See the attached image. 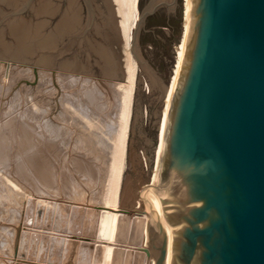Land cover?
<instances>
[{
	"label": "bare ground",
	"instance_id": "obj_1",
	"mask_svg": "<svg viewBox=\"0 0 264 264\" xmlns=\"http://www.w3.org/2000/svg\"><path fill=\"white\" fill-rule=\"evenodd\" d=\"M29 1L30 0H25L24 2L23 0H7V4H9L11 7H14L16 5L18 6L19 4H21L22 6L24 5L23 7H25V5H28L27 2ZM31 1L33 2V0ZM68 2L70 6L68 8V11H66L63 18L60 17L62 18V20H60L61 21L60 24L57 25L56 27L54 26L55 27L54 32L52 31L49 35L42 34V27L44 25L43 22L41 21H38V23L36 24L34 23L36 26L32 23H29L28 21L25 20V18L22 17H21L22 18L21 22L19 20H12L11 22H9L7 27H9L11 30L16 31V33L19 34L20 37L19 50L26 54H30L36 49H42L48 46L50 47L51 45L57 46L58 45L57 43H59L61 40L63 41L64 39V38L60 39L61 36L60 33L62 32L66 34L74 33L75 35H77V38L79 37V35H82L83 33L84 36L85 33L88 34L87 31L84 32V29L86 27L90 28L91 26H84L83 24L81 26L79 25L81 21L79 22L78 19V15L80 14L79 13L80 10L78 8L79 7L78 0H68ZM191 2L192 0H183V29H182V37H181V46L177 49L176 62L170 84L164 90L162 110L158 121L157 143L152 161V178L146 190L143 191L141 198L139 200L134 199L133 209L131 212L125 213L122 210V201L124 194L123 186H124L125 170L127 167L129 132L133 117L137 76L139 73V64H138L139 60L137 59L138 60L137 61L135 58L136 53L135 55H133L132 52V48H133L132 43L134 42L133 30L135 26H137L139 20V12L137 5L138 0H111L112 6L114 8L113 13H115V16L117 18V20L116 18H114V21H117L118 23L117 25L119 30L118 36H120V39H116V40L118 41L122 40V43L121 42L119 43L123 44L122 45L123 53H124V61L122 62L123 81L120 82L118 80L120 83H116L113 85V83L109 81L100 80L104 78L93 79L85 75H79V76L76 75L74 77H70V79H68V81L70 80V82L65 85V87H69L71 86V84L76 83L80 87L77 94H70L69 96H67L68 94H66L67 97L66 100L62 101L64 110L67 113L62 118H64L66 122H69V124H77L82 129H84V133L83 134L81 133L82 135H79L75 140L74 150L81 152L83 150L87 151L90 155L93 156V158L96 156L95 161H93L92 163H90V161L87 162L86 160L81 159L79 157V153L77 152L74 153L72 156L70 154L66 158H59L58 155L59 153L56 150H54L55 148L54 144H56L57 142L53 143L52 141H50V139L49 140L46 139L45 138L46 136H44L42 132L40 133L36 131L37 128L36 129L33 128V125H31L28 122V118L27 119L23 118L21 119V121H18V117H17V119L14 122L15 128L13 130V125H12L13 120L12 119L10 120V117L9 119L4 120L6 118L4 116L5 111L2 108L4 105L3 103H0V213H4V215L6 213L9 216V222L4 221L2 223V221H0V264H62L63 261L59 258L58 260L51 261L50 255L53 254L51 253L53 251L54 252L61 251L62 249L61 245L63 247L65 241L68 242L70 238L76 239L78 241L76 260L74 264H116L117 253L119 249L125 251L126 254H128V251L135 252V254L139 253L141 260L139 264L156 263V257L150 246V217L152 216V214L159 205L161 191L157 189V185L159 181L162 159L165 149L169 115L172 108L173 99L178 87V81L185 56L186 42L189 35L190 21H191ZM48 6H49L48 2H44L43 5L40 4L38 6L39 14L40 15L45 13L47 14L48 12L49 14L56 13L54 7H48ZM110 7L108 8V10L110 9ZM15 8H13V13ZM18 8H16L17 11ZM18 12L16 14H18ZM87 13L89 12L87 11ZM16 14L12 16H15ZM8 30L9 29H7V31ZM94 30L97 29L95 28ZM118 30L116 32H118ZM97 33L99 34L100 32ZM115 35L116 34H114V37ZM80 38L77 39L78 42ZM107 39L109 40V38ZM96 42L95 43L91 42L90 48H92L97 53V56L99 55V57H101L104 60L105 64L107 63L109 69H112L114 64L112 66L111 60L114 59H111L112 57L109 56L110 54L108 55V53L104 51V48L102 47L103 43L102 45L99 43H98L99 45H97ZM102 42L105 41L103 40ZM110 42L112 43L111 38H110ZM77 48L80 50L79 47ZM37 53L39 52L37 51ZM52 53L54 54V52ZM88 53H86V56H88L87 55ZM48 55L38 58V61L33 66H29V64H28L29 67L26 66L25 64H23L24 67L22 66L23 73L24 72L28 73L29 77L31 79H35L38 85L39 83L41 82L43 83L44 81L46 82L54 81L55 71H53L54 69L48 68L52 64L51 57H49ZM35 56L37 57V54H35ZM121 56L122 55H120V57ZM4 58H8V57L4 56ZM10 62L0 61V63L2 64L1 66H3V72L5 76L3 77V81L7 80L10 71H12L11 64L13 62L12 63ZM76 62L78 63V61ZM21 64L22 63H20V65ZM84 66L85 65H83V67ZM62 69L64 70V68ZM120 69L121 68L119 66V70ZM112 72H114V69ZM20 76L22 77L21 74ZM62 76L68 77L67 74H62ZM4 84H2V87L5 86ZM55 92L57 91L55 90ZM111 93L112 94L114 93V95L116 96V101H117L116 111H114L115 112L114 120L111 121L106 120L107 121L106 123L104 120L103 121L99 120V117L97 115L98 112H96V110L99 109V106H96L95 102L99 100L101 96L103 97V94H105V97H108L109 100L111 101L112 100ZM59 95L60 93L58 94V96ZM20 99L22 100L23 98ZM93 107H95V109ZM20 112H22V110ZM43 112H45V110H43ZM113 116L114 115H112L111 117ZM42 117H45V115ZM35 118H37V116L32 115L31 118H29V120L35 121ZM39 126L41 128V125ZM70 127L73 128L72 126ZM47 129L49 130V128ZM57 130H58V125H57ZM74 135L72 137H74ZM67 153L69 154L68 151ZM101 155L104 156V159L100 158ZM38 210H40L41 213L38 214ZM157 214H159L161 218L158 217L157 215L155 216V218L160 222V225L165 228V230H162L164 232V235L169 236L172 239L167 242V251H166V258L164 264H172L173 247H174V231L169 228L164 212L162 210H159L157 211ZM125 216L128 217V219L130 218L129 223L127 225L128 226L127 229L129 232L132 231L134 222L136 220L141 221V225H140L141 227L139 232L140 234L139 245H131L129 243L119 242L118 235H119L120 223ZM46 223L49 224V227H46ZM76 223H79V225L82 227V230L84 232L81 235H73L70 233L66 234L67 233L66 229L70 225ZM18 225H21V231L19 236L17 255L15 256L13 254V244L16 235L15 228ZM64 232H65V238H62L61 242L59 241L60 240L59 238H58L59 240H56L58 235L62 236ZM43 245L45 247L46 245L48 246L47 250H44L45 247L44 249H42ZM145 250L148 253H146ZM45 251L47 254L51 253L49 254L50 258L45 257L50 259V261L47 259L46 261L43 259L41 260V258H39L41 253ZM47 254L45 256H47ZM133 264H137L135 258L133 260Z\"/></svg>",
	"mask_w": 264,
	"mask_h": 264
},
{
	"label": "water",
	"instance_id": "obj_2",
	"mask_svg": "<svg viewBox=\"0 0 264 264\" xmlns=\"http://www.w3.org/2000/svg\"><path fill=\"white\" fill-rule=\"evenodd\" d=\"M157 189L155 264L159 210L172 264H264V0H192Z\"/></svg>",
	"mask_w": 264,
	"mask_h": 264
},
{
	"label": "rangeland",
	"instance_id": "obj_3",
	"mask_svg": "<svg viewBox=\"0 0 264 264\" xmlns=\"http://www.w3.org/2000/svg\"><path fill=\"white\" fill-rule=\"evenodd\" d=\"M5 1L0 0V16H1L0 17V51H1L0 52V61H4V62L5 61L10 62L11 61L10 63L13 62L14 64L13 63L11 64V70L12 71H10V74L7 77V80L3 81V77H5V76H4V72H3V66H1L2 64L0 63V66H1L0 67L1 68L0 69V94H2V95H0V98H1L0 103H3V105H4L2 107L5 111L4 116L6 117L4 120L9 119V117H10V120L11 119L13 120L12 125H13V130H14V128H15L14 122L17 119V117H18V121H21V119H23V118H25V119L28 118V122L31 125H33V128H35V129L37 128L36 131H38L40 133L42 132V134L44 136H46L45 138L48 140L50 139V141H52L53 143L57 142L56 144H54L55 145L54 150H56L59 153L58 154L59 158H66L68 155L71 154V156H72L74 153L77 152V153H79V157L81 159H84L87 162L90 161V163H92L93 161H95L96 156L93 158V156L90 155L87 151L83 150L81 152V151L74 150L75 149V147H74L75 146V140L79 135H82L84 133V129H82L77 124H69V122H66V120L64 118H62L67 114L64 110V106L62 105V101L66 100V98H67L66 94H68L67 96H69L70 94H77L78 93L80 87L76 83L71 84V86H69V87H65V85L70 82V80L68 81V79H70V77H74L76 75L77 76L85 75V76H89L93 79L94 78H96V79L104 78V79H100V80L109 81V82L113 83V85L123 81V77H122V73H123V63L122 62L124 61V53H123V46H122L123 44H121L122 40H119V41L116 40V39H120V36H118L119 35L118 34L119 30H118V26H117L118 23H117V21H114V18H116V16H115V13H113L114 8L112 6L111 0H89V1L88 0H86V1L85 0H78V5H79L78 8L80 10L79 11L80 14L78 15V19H79V22L81 21V23L79 25L81 26L83 24L84 26H91L90 28L86 27L84 29V32L87 31L88 34L85 33V36H84V33H83L82 35H79V37L77 38V35H75L74 33L73 34H66V33L62 32L63 34L60 33L61 34L60 39L64 38L65 40L64 39H63V41L61 40L59 43H57L58 44L57 46L51 45L50 47L48 46L49 48L46 47V48H42V49H36L35 51H33L30 54H26V53L19 50V47H20V45H19L20 44L19 34H17L16 31L11 30L9 27H7L8 23L11 22L12 20H19L21 22L22 18H25L26 21H28L29 23H32V24H34V23L36 24V23H38V21H41V22H43V25H44L42 27V34H44V35L48 34L49 35L52 31L54 32L55 27L60 24V22H61L60 20H62L66 11H68V8L70 7L69 2H68V0H33V2L30 0L31 3H30V1L27 2L28 5H25V7H23L24 5L22 6L21 4H19L18 6L16 5L14 7H11L9 4H7V0H5ZM24 1L25 0H23V2ZM44 2H48V5H49L48 7H54L56 13L49 14V12H48L47 14L45 13V14L40 15L38 12V6L40 4L43 5ZM88 2H89V4H88ZM105 4H107V5H105ZM56 5H58V6H56ZM137 5H138V12H139V20H138L137 26H135V28L133 30L134 31L133 41L134 42L132 43V47H133L132 52H133V55H135V53H136L135 58H136V60L137 59L139 60V61L137 60L138 64H139V73L137 76V85H136L135 99H134V110H133V117H132V122H131V126H130V132H129L127 167L125 170V178H124V186H123L124 194H123V201H122V210L125 213H129L132 211L134 199L139 200L141 198L143 191L146 190V188L148 187L150 180L152 178V161H153L154 151H155V147H156V143H157L158 121H159L160 113L162 110L164 90L166 89V87L169 86L171 78H172V74H173V70H174L175 62H176L177 49L181 46V37H182V29H183V0H138ZM61 6H62V8H61ZM85 6L86 7L89 6V7H87L88 10L86 9ZM15 7L16 8L19 7L18 11L19 10L20 11L18 12ZM26 7H27V10H26ZM109 7H110V9L108 10ZM13 8L16 9V10L14 9V13H13ZM64 8H67V9H64ZM106 9H107V11H106ZM7 11H8V13H7ZM87 11L89 13H87ZM17 12H18V14H16ZM9 14H11V15H9ZM14 14H16L15 15L16 17L12 16ZM55 14H57V15H55ZM87 14H88V16H87ZM3 15L5 18L3 17ZM53 15H54V17H53ZM44 16L46 19L44 18ZM90 16H92V17H90ZM60 17H62V18H60ZM87 17H88V20H87ZM52 18H54V19H52ZM89 18H91V19H89ZM4 19H5V21H4ZM32 20H33V22H32ZM90 20H91V22H90ZM116 20H117V18H116ZM2 22H4V23H2ZM49 22H50V24H49ZM114 23H116V24H114ZM44 28H45V30H44ZM93 28L94 29L96 28L97 30H94ZM7 29H9V30L7 31ZM43 30H44V32H43ZM113 30H115V31H113ZM117 30H118V32H116ZM6 31H7V33H6ZM95 31L100 32V33L98 34ZM114 34H116L117 36L115 35V37H114ZM63 35H65V36H63ZM90 35H91V37H90ZM81 36H83V37H81ZM66 37H68V38H66ZM17 38H18V40H17ZM79 38H80V40L82 39L81 41L79 40L80 44L77 40ZM107 38H109V40ZM110 38H111L112 43L110 42ZM97 39H99L100 41ZM102 39L105 42H102L103 41ZM63 42H65V43H63ZM83 42H85V43H83ZM91 42H93V43L96 42L97 45H99V44L102 45V43H103L102 47L104 48V51H106L108 53V55L110 54L109 56L112 57L111 59H114L111 61H112V66L114 64L115 67L113 66L112 69H109L107 63L105 64L104 60L101 57H99V55L97 56V53L92 48H90ZM119 42H121V43H119ZM107 45L110 48H108ZM77 47H79L80 50ZM59 48H61V49H59ZM56 49H58V50H56ZM133 49H134V51H133ZM53 50H55V51H53ZM110 50H111V52H110ZM7 51H9V52H7ZM37 51L39 53H37ZM49 51L54 52V54L52 52H49ZM84 51H86V52H84ZM34 53L37 54V57L35 56ZM40 53H41V55H40ZM86 53H88L87 54L88 56H86ZM1 55H2V57H1ZM46 55L51 57V63L52 64L48 68L54 69L53 71H55L54 81H50V82L44 81L43 82L44 84L41 82L38 85V83L35 81V79H31L29 77L28 73H25V72H24L25 74L23 73V67H24L23 64H25L26 66H28V64H29V66H33L38 61V58H40L42 56H46ZM120 55H122L121 57H123V58H121ZM4 56L8 57V58H4ZM60 57H61V60H60ZM53 59H54V61H53ZM32 60H34V61H32ZM76 61H78V63ZM87 61L89 64L87 63ZM54 62L56 63V65ZM20 63H22V64L20 65ZM30 63H32V64H30ZM115 63L118 67L115 65ZM16 64L17 65L19 64L20 66L19 65L17 66ZM78 64H79V66H78ZM83 65H85L84 67L86 69L83 67ZM65 66H66V68H65ZM90 66H93V67H90ZM119 66L121 68L120 69L121 71L119 70ZM17 67H19V68H17ZM45 68H46V66H45ZM62 68H64V70ZM113 69H114V72H112ZM16 70H17V72H16ZM86 70H87V72H86ZM95 70H96V72H95ZM117 70H119L120 73ZM58 72H59V74H58ZM111 72L114 73L115 75L112 74ZM20 74L22 75V77L20 76ZM62 74H67L68 77H63ZM118 74H119V76H118ZM90 75H92L93 77ZM18 76H19V78H18ZM15 78H17L18 80ZM63 79H64V81H63ZM2 84H4L5 86L2 87ZM7 86H9V87H7ZM28 86H30V87H28ZM49 87H51V88H49ZM53 88L57 92H55V90ZM110 88H112V87H110ZM5 91H7L9 93H7ZM38 91H40V92H38ZM52 91H53V93H52ZM63 92H64V94H63ZM50 93H51V95H50ZM59 93L61 96L60 95L58 96ZM62 95H63V97H62ZM2 96H3V98H2ZM32 96H34V97H32ZM111 96H112L111 101L109 100L108 97H105V94H103V97L101 96L102 98L100 97L99 100H97L95 102L96 106H99V109L96 110V112H98L97 115L99 117V120L100 121L104 120L106 123H107V121L114 120V117H115L114 111H116L117 101H116V96L114 95V93L113 94L111 93ZM20 98H23V99L21 100ZM28 99H29V101H28ZM36 100H37V102H36ZM26 102H27V105H26ZM12 104H13V106H12ZM109 106H110V108H109ZM33 107H35V108H33ZM113 107H115V108H113ZM93 108L95 109V107H93ZM28 109L30 110V113H29ZM40 109H42V110H40ZM19 110L20 111L22 110V112H20ZM43 110H45V112H43ZM18 113H20V114H18ZM111 113H113V114H111ZM13 115H15V116H13ZM32 115L37 116V118H35V121L29 120V118H31ZM44 115H45V117H42ZM112 115H114V116L111 117ZM55 117L56 118L58 117L57 118L58 120ZM110 118H112V119H110ZM52 123H53V125H52ZM44 124H45V126H44ZM60 124H61V126H60ZM39 125H41V128ZM57 125H58V130H57ZM46 126H48V127H46ZM70 126H72L75 130L73 128H71ZM47 128H49V130ZM46 129H47V131H46ZM50 133L52 136L50 135ZM73 135H74V137H72ZM69 137L70 138L72 137V138L70 139ZM58 147L60 150L58 149ZM67 151L69 152V154L67 153ZM100 158L104 159V156L101 155ZM129 198H131V199H129ZM126 211H128V212H126ZM39 213H41L40 210H38V214ZM129 219H128V217L125 216L121 220L120 228H119V235H118L119 242L120 243H129L131 245H139V242H140L139 232H140V227H141L140 226L141 221L136 220L134 222L132 231L129 232L127 229ZM0 221H2V223L4 221L9 222V216L6 213H5V215H4V213H0ZM46 227H49L48 223H46ZM136 229H137V231H136ZM66 230H67L66 234L70 233L73 235H81L84 232L82 230V227L79 225V223L70 225ZM60 236L58 235L56 240L60 239L59 241L61 242L62 241L61 239L65 238V232L61 236V238H60ZM88 236H90V235H88ZM129 239H131V240H129ZM65 243L63 244V247L61 245V248H62L61 251L51 252L53 254H51V253L47 254L45 251V252L41 253L39 258H41V260L43 259L45 261H46V259L49 261H50V259H51V261L52 260L54 261V260H58V258H59L63 261L62 264H67L69 262L74 264L75 260H76L78 241L76 239L70 238L68 240V242L65 241ZM44 247L45 246L43 245L42 249H44ZM47 248H48V246L46 245L44 250H47ZM45 253L47 254V256H45L46 255ZM42 254L43 255L45 254V255L43 256ZM49 254H51L50 255L51 258L49 257ZM45 257H49L50 259L45 258ZM134 258H135L137 264H139L141 262L139 253L135 254V252L128 251V254H126L125 251H123L122 249H119L118 253H117L116 264H131V263L133 264Z\"/></svg>",
	"mask_w": 264,
	"mask_h": 264
}]
</instances>
